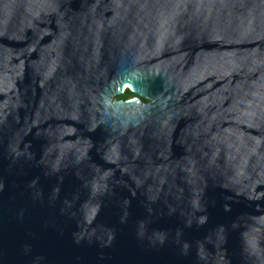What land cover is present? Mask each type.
I'll list each match as a JSON object with an SVG mask.
<instances>
[{"label": "water", "instance_id": "1", "mask_svg": "<svg viewBox=\"0 0 264 264\" xmlns=\"http://www.w3.org/2000/svg\"><path fill=\"white\" fill-rule=\"evenodd\" d=\"M0 264H264V0H0Z\"/></svg>", "mask_w": 264, "mask_h": 264}, {"label": "trees", "instance_id": "2", "mask_svg": "<svg viewBox=\"0 0 264 264\" xmlns=\"http://www.w3.org/2000/svg\"><path fill=\"white\" fill-rule=\"evenodd\" d=\"M133 94L129 90H125V92L117 97L119 100H127L130 99Z\"/></svg>", "mask_w": 264, "mask_h": 264}, {"label": "rangeland", "instance_id": "3", "mask_svg": "<svg viewBox=\"0 0 264 264\" xmlns=\"http://www.w3.org/2000/svg\"><path fill=\"white\" fill-rule=\"evenodd\" d=\"M133 97H134V95H133V96H131V99H133Z\"/></svg>", "mask_w": 264, "mask_h": 264}]
</instances>
